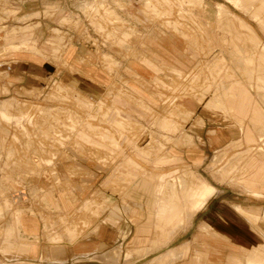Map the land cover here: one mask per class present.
<instances>
[{
  "label": "crops",
  "instance_id": "obj_1",
  "mask_svg": "<svg viewBox=\"0 0 264 264\" xmlns=\"http://www.w3.org/2000/svg\"><path fill=\"white\" fill-rule=\"evenodd\" d=\"M24 1L20 4L22 13L33 14L54 4L59 5L63 10H77L73 6V1L76 0ZM197 1L200 4L203 0ZM232 10H237L239 13ZM205 11L207 17L209 11ZM215 11L217 32L213 30L207 32L205 26L202 28L198 26L201 34L205 36L207 34V41H212V46L219 48L209 67L215 84L213 101L225 113L237 120L239 126L236 129L222 123L213 125L205 120V129L200 133L203 136L202 144L198 141L197 146H189L184 152L181 148L175 149L177 154L170 157L159 155L154 159V163L160 165L171 161V157H180L194 166H200L205 162L208 154L217 148L229 144L237 147L243 142L246 147L229 158L248 160L245 172H242L237 180L249 182L245 183V188L238 182L228 184L237 187L246 196L264 199V147L258 145L259 142L264 141V0H224L216 4ZM77 15L83 26H87L86 19L82 17L83 13L79 11ZM48 21L42 15L32 18V23L41 24L42 34L37 30L38 39L40 35L43 37L48 32L43 26L49 23ZM51 23L54 24V21ZM55 27L62 28L58 24ZM27 34L19 33L21 43L27 42L29 36ZM71 34L72 43L67 47L63 62L58 66L54 65L53 61L49 64L40 62L36 55L23 57L19 56V53L18 58L11 57L0 62V79L3 80L0 81V97L10 95L0 99V149L1 141L3 142L7 135L4 130L6 124H1V121L22 130L23 123L24 125L28 123V120L22 119L23 116L27 113L32 116V112H28L27 107L23 108L17 106L16 102H11L15 101V97L11 94H21L23 88L41 84L39 79L43 80L47 77L46 71L42 69L43 64L51 68L49 70L51 73L57 69V73L52 77L49 73L48 77L54 79V76H57L61 80V82L55 81L54 85H59L64 100L71 92L85 104L92 105L94 113L99 110L100 119L108 121L122 139L126 137L124 131L128 124L127 118L121 114L119 108H107L106 111H102L101 106L102 97L114 80H117V77L128 79L137 88L141 86L138 79L147 81L156 76L155 73L157 74L158 71L154 67L158 66L152 62V57L148 58V51L156 52L160 59L168 60L174 65L182 63L181 39L177 40L169 34L165 39L135 41L131 48L134 47L135 53L140 52L142 55L136 57L131 55L126 59L112 52L118 49L110 45L111 48L107 50L110 51L114 62H120L124 67L120 72L103 70L95 47H91L92 43L88 41L81 43L85 36L83 37V34L80 36V30ZM203 35L200 36L197 32L186 34L181 31V36L187 37L195 45H199L197 37L203 38ZM14 38L16 37H11ZM116 40L118 44L124 42L123 38L118 37ZM192 55H197L196 50L193 49ZM171 69L176 72L178 70L175 67ZM5 72L9 74L10 81L6 79L7 77L4 78ZM7 81L12 84L3 86V82L7 83ZM53 96L52 91L50 97ZM88 97L93 98L99 105H94ZM115 97L117 100L121 96L115 95ZM10 106H13V112ZM38 110L46 115L51 112L42 107ZM169 114L173 115V111ZM95 115L96 113L93 119ZM171 121L167 116H158L155 124L164 132L174 133L177 128ZM59 122L62 128L66 126L67 122ZM87 122L88 118L85 122L78 121V127L71 135L110 151L123 152L122 146H119L120 142L113 137V133L93 124L91 129ZM211 130L213 135L208 136ZM240 132L243 134L242 142L238 139ZM8 134L13 139L17 138V135L9 130ZM92 134L97 135L100 140L93 139ZM160 135L163 138L162 141L158 140L159 143L152 144L153 139L150 136L146 146L138 145L139 141L131 139L130 147L137 155L149 162L152 148H155L156 153L168 151L165 143L171 137ZM190 135L185 133V142L191 143ZM60 143L63 144L62 141ZM76 143L79 144L77 141ZM7 153L8 157L11 151L7 150ZM223 154L217 157L215 155L208 164L212 174L221 182H225L222 180L226 176L225 169L219 166ZM125 157L123 163H118L116 166L117 169L123 165L127 167L126 172H117L119 175L116 178L126 182L125 188L130 186L129 190L123 193L121 202L109 190L104 192L100 188L105 179L101 177L104 168L94 160L79 158L77 162L79 165L76 166L85 172L80 180L71 179L66 170L67 163L57 164V171L53 170L61 183L74 181L78 186L81 183L89 186L88 189L78 191L77 200L70 196L71 193L73 195L77 193V191L73 192V187L65 190L55 186V183L45 175L32 177L31 174L30 179H26L27 173L24 174L5 162L7 170L0 168V190L11 186L13 194H19V198L13 200L14 208L0 212V264H264L262 237L264 231L261 228L256 230L252 225L256 224L258 219L255 211L248 210V212L241 204L234 203L237 211L248 214L247 218L253 222L251 224L229 206L216 204V200L212 198L217 191L216 186L193 169L185 171L181 180H177L180 185L174 187L172 184H167L165 173L153 176L148 174V171H142L146 177L144 174L138 176L135 172H139L141 166L134 159L126 155ZM40 160L46 165L53 164L51 159ZM237 173L238 170H233V174ZM183 184L195 192V196L190 197L192 203L188 209H185L187 206H178L174 203L182 194L180 189ZM29 190L35 192V198L27 194L22 198L21 193ZM102 192L106 194L105 202L108 203V208L103 212L99 211L97 215L79 214V218H84L88 226L77 224L79 218L73 214L88 210L91 202L88 197ZM27 201L29 205L23 203ZM4 203V199L0 197V207H3ZM7 213L10 215L5 216ZM167 222L171 224H166ZM173 223L181 225L172 226ZM59 225L61 227H58ZM76 231L79 232L78 237L71 241V236L75 235ZM48 236H59L61 240L50 243ZM151 238H154L153 242L158 243L157 248L150 246ZM21 244H27L29 247H19Z\"/></svg>",
  "mask_w": 264,
  "mask_h": 264
},
{
  "label": "rangeland",
  "instance_id": "obj_2",
  "mask_svg": "<svg viewBox=\"0 0 264 264\" xmlns=\"http://www.w3.org/2000/svg\"><path fill=\"white\" fill-rule=\"evenodd\" d=\"M83 1H85V3H82ZM102 1L105 3L102 4ZM147 1L149 3H155V1L152 0H146V3L145 0H76L73 1V6L77 10H63L59 5L54 4V6L50 7L44 6L47 9L43 8L42 11L28 14L21 12L20 4L24 3V0H18L16 2L11 0H0V62L7 58H18L19 56L24 57L31 54L33 56H38L37 58L40 62L43 61L49 64L53 61L52 63L58 66L63 62V55L67 47L72 43L73 36L71 33H78L79 30L81 31L80 36H82V34L83 37L85 36L81 43H85L86 41L92 43V46L91 44L90 46L93 48L95 47V52L103 66L102 68L107 71L117 70L120 72L124 67L120 62H114L113 57L110 55V51L107 50L111 48L109 47L110 45L118 49L112 52L126 59L131 55L135 57L137 55H142L140 52L139 54L135 53L136 50L134 47L131 48V45L135 44V41L138 40H160L168 38V35L172 34L173 37H176L177 40L181 39L182 42V63L174 65L168 60L160 59L156 52L148 51V58L152 57V62L158 66L154 67L155 70L158 71L157 74L155 73L156 76L147 81L138 79V83L141 84V86L137 88L133 86L130 80L117 77V80H114V83L102 97L101 101H103V105L100 104L102 106V111H106L107 108L116 107L119 108L121 114L127 118L128 124L124 131L126 137H122V139H120L121 136L115 131L116 129L114 127H111L108 121L100 119L101 112H99V110L95 111L96 115L95 119H93L95 113L92 105L85 104L84 101L80 100L78 97H74L71 92L65 96L64 100L61 97V89L58 88L59 85H54L55 81L61 82V80L57 78V76H54V79L51 78L54 73H57V69L51 73L49 72L51 68L43 64L44 66L42 69L46 71L47 77L43 80L39 79L41 84H34L29 88L25 87L22 89L21 94H11V96L15 97V101L11 102H16L17 106H23V108L24 106L27 107L28 112H32V116H30L29 113L23 116L22 119L28 120V123H25V125L23 123L22 130L1 121V124H6L4 130L7 132V135L5 140L3 142L1 141L0 168L7 170L5 162H8L10 166H14L24 174L27 173L28 176L26 179H30L29 177L31 174L32 177H41L45 175L55 183V186H60L65 190L73 187V192L77 191V193L76 195L71 193L70 196L74 198V200H77L79 198L78 191L80 189H88L89 186L83 183L78 186L74 181H64V183H61L57 174L53 173V170L57 171V164L67 163L66 170L68 175L71 176V179L74 180L75 178V180H80L84 177L85 172L76 165H79L77 163L79 158H87L90 161L94 160L98 162V165L104 168L101 177L105 179L102 181V185H100L102 191L106 192L109 190L111 194L119 198L120 202L123 193L129 190L128 188L130 187L128 186L125 188L127 186L126 182L124 183L116 178L119 175L117 172L127 171L125 165L121 166V168H116L118 163H123L126 158L125 155L134 159L141 166L139 172H135L138 176L144 174L142 171H148L147 173L153 176L159 173H165L167 184H172L174 187L180 185L179 181L185 171L188 172L189 169H193L206 178L211 184L216 186L217 191L212 197L216 200V204L219 205L220 203L229 206L251 224L253 222L249 221L247 218L248 214L245 215L237 211L234 207V203L241 204L247 211H255L258 215V219L256 224L252 225L254 229L257 230L261 228L264 231V199L246 196L241 193L237 187L228 184L238 182L245 188V183L247 184L249 182L248 180H237V177H240L241 173L245 172L248 160L245 158H229L241 152L242 149L246 147V144L242 142V132H240L238 138L239 141L242 142L241 145L232 147L229 144L217 148L215 151L208 154L207 159L200 166H194L186 159L180 157H171V161L163 162L160 165L154 163V159L159 157V155L160 157H170L171 155L177 154L174 151L175 149L180 150L181 148L182 152H184L189 146H197L198 141L202 144L203 141L201 138L203 136L200 133L202 129H205V120L208 124L213 125L222 123L225 126L236 129L239 126L237 120L225 113L224 110L220 109V107L216 105V102L213 101L215 84L210 74L209 67L219 48L217 46H212V41H207V34L206 36L203 35V33L201 34L198 27L200 26L202 28V26H205L207 32L212 30L215 32L218 31L215 23V6L218 2H224V0H203L200 4L197 0H182V2L186 1V3L184 2L185 10H181L180 7L176 5L179 0H170L171 4L169 6L167 3H164L162 6L156 5L158 11L147 10L149 9V3ZM111 7L115 11L112 10ZM205 10L209 11L207 17L205 16ZM79 11L83 13L82 17L86 19L87 26H83V22L77 15ZM232 11L239 13L237 10ZM114 12L121 19L119 23H112L115 21ZM41 15L45 20H49V23L43 25L45 29H48V32L43 37L40 35L38 39L36 34L38 32L37 30H40L41 24L32 23V18L40 17ZM52 21H54V24L51 23ZM57 24L63 29L56 28L55 25ZM24 31L27 32L25 33ZM181 31L186 34H194V32H197L200 36L203 35V38L197 37L199 45H195L192 41H189L187 37H182ZM22 32L24 34L29 32L27 34L29 36L26 43L20 42L21 36L19 33ZM40 34H42V32ZM12 36L16 38L11 39ZM118 37L123 38L124 42L118 44L116 42ZM8 41L11 44H9ZM201 46H203V48H201ZM103 48H105V50ZM193 49L197 52L195 56L192 55ZM18 53L20 54L19 56H17ZM171 67L177 68V72L172 70ZM49 73H51V77H48ZM8 75L9 74L5 72L4 78L7 77L6 79L10 81L11 79ZM0 81L2 82L3 80L0 79ZM8 81L7 83L3 82V86L7 87L9 84H12ZM6 87L4 90H6ZM52 91L54 96L50 97ZM115 95H118V97L121 96L120 99L116 100ZM8 96L10 95L2 96L0 99ZM88 98L94 105H99L93 98ZM187 101L190 104H188ZM41 107L50 110L51 112L49 115L53 118L46 115V113H40L38 109ZM10 110L11 112L14 111L13 106H10ZM172 111L173 115L170 116L169 113ZM158 116L169 117L172 120L171 123L177 128V131L174 133L162 131L159 126L155 124ZM60 118L61 120H59ZM86 118H88L87 124L91 129L93 124L96 127L104 128V130L106 129L109 133H113V137L120 142L119 146H122L123 152L120 150L110 151L107 148L91 144L80 137L71 135L78 127V121L85 122ZM33 121L35 123H33ZM59 121L67 122L66 126L62 128ZM8 130L15 133L17 138L13 139L11 136H8ZM212 131L213 130L208 133V136L213 135ZM185 133L188 135L191 134V143L185 142ZM160 134L171 137V139L165 143L166 150L168 151L156 153L155 148H152L150 151V158L152 160L150 159L149 162L137 155L135 153L136 151L130 147L131 139L136 140V142L139 141L138 145L146 146L150 136L153 139L152 144H156V142L159 143L158 140L162 141L163 138ZM91 137L95 140H100L97 135L92 134ZM60 141H62L63 144L60 143ZM76 141L79 144H77ZM258 145L263 148L264 141L259 142ZM7 150L11 151L8 157ZM222 152L225 153L223 154ZM220 154H223V159L219 161V166L223 167L226 171V176L222 180L225 182H221V180L215 177L208 167L212 158ZM40 159H51L53 164L46 165L44 162H41ZM54 167L55 169H53ZM211 167L213 169L214 165L212 164ZM233 170H238V173L233 174ZM105 181L108 182L105 183ZM63 184L66 185L64 186ZM180 190L182 194L174 203L178 204V206H187L185 209H188L189 205L192 203V201L190 202V197H194L195 192L185 187L184 184ZM104 192L99 194H96V192L95 194L93 193L94 195L89 196L88 198L91 199L90 208L88 210H82L81 213L75 212L73 216L79 218V214L90 213L92 215H97L99 211L103 212L104 209L108 208V203L105 202L106 194ZM21 194L22 198H24L25 194L35 198V192L33 190L22 192ZM0 197H2L5 202V205L0 207V212L4 209L8 211V208H14L13 200L18 199L19 194H13L11 186H9L5 190H0ZM23 203L29 205L28 201ZM123 203L126 202L123 201ZM9 215L7 213L5 216ZM76 222L79 225L88 226L84 218H79ZM166 224L170 225L171 223L167 222ZM176 225L181 224H172V226ZM58 227L61 226L59 225ZM78 234L79 232L76 231V234L71 236V241L76 240ZM262 237L264 239V234ZM48 240L50 243H53L59 242L61 239L59 236H48ZM153 240L154 238H151L149 244L151 247L157 248L158 243L153 242ZM22 246L29 247L27 244L19 245V247Z\"/></svg>",
  "mask_w": 264,
  "mask_h": 264
},
{
  "label": "bare ground",
  "instance_id": "obj_3",
  "mask_svg": "<svg viewBox=\"0 0 264 264\" xmlns=\"http://www.w3.org/2000/svg\"><path fill=\"white\" fill-rule=\"evenodd\" d=\"M152 1H155V3H149L148 1V3H149V9H147V10H154V11H158V8H156V5H159V6H162L164 3H167L168 4V6L171 4V2H170V0H152ZM238 1V0H237ZM186 3V1H183L182 2V0H179L177 3H176V5L178 6V7H180V9L181 10H185V3ZM198 2V1H197ZM240 2V1H239ZM82 3H85V1H83ZM81 3V4H82ZM102 4L103 3H105V2H101ZM145 3H146V0H145ZM111 9H112V7H111ZM146 9V8H145ZM145 9H143V10H145ZM112 10H114V9H112ZM115 11V10H114ZM114 16H115V21H113L112 23H114V22H117V23H119L120 22V17L114 12ZM203 193V192H202ZM200 195V194H199ZM199 204V203H198Z\"/></svg>",
  "mask_w": 264,
  "mask_h": 264
}]
</instances>
